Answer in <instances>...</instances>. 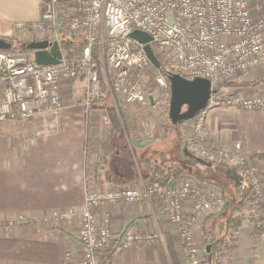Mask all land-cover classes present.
I'll return each instance as SVG.
<instances>
[{"label": "built area", "instance_id": "obj_1", "mask_svg": "<svg viewBox=\"0 0 264 264\" xmlns=\"http://www.w3.org/2000/svg\"><path fill=\"white\" fill-rule=\"evenodd\" d=\"M15 29L24 36L37 35L29 43H57L61 59L57 65L43 67L35 64L32 52L0 51V122L59 115L64 108L63 87L80 76L86 83V109L100 101L104 85L116 104L154 109L151 95L145 93L140 82L151 75L159 89L168 95L170 89L167 77L152 72L144 45L130 38L133 32L144 33L152 39V51L172 61L175 74L187 80L209 81L211 95L205 109L191 122L182 123H192L186 152L202 163L240 174L250 188L240 214L247 220L260 221L264 160L214 146L206 133L211 110L264 111V93L222 94L220 90L223 84L264 65V13L255 15L249 0H46L36 23H17ZM65 41L81 43L77 56L72 58L62 49ZM141 124L147 132L148 122ZM158 176L152 175L153 179ZM154 195L156 187L148 182L142 192L123 187L87 191L79 212L54 214L55 219L77 217L80 221L77 237L83 257L77 264H105L102 254L114 246L110 219L98 222L95 210L150 200ZM162 198L174 226L181 264H201L194 229L223 207L222 195L202 193L193 181L185 179L172 182ZM186 203L190 205L188 211ZM235 236L236 232L232 238ZM160 239L155 234L126 233L118 245L124 248ZM228 262L236 264L233 253L228 255Z\"/></svg>", "mask_w": 264, "mask_h": 264}, {"label": "crops", "instance_id": "obj_2", "mask_svg": "<svg viewBox=\"0 0 264 264\" xmlns=\"http://www.w3.org/2000/svg\"><path fill=\"white\" fill-rule=\"evenodd\" d=\"M45 1L0 0V38L22 42L24 36L15 25L36 23ZM249 2L255 15L264 13V0ZM263 68L264 65L238 77H247L249 83L263 80L260 84L234 89L245 95L260 93L264 90V77L257 76ZM231 82L237 83L236 79ZM85 91V78L80 76L63 87L64 108L59 115L0 122V264L79 263L83 257L77 237L79 219H55L54 214L79 212L87 191L107 192L123 187L142 192L146 187L149 175H142L140 164L145 172L144 157L148 155L140 156L145 150L139 147L141 141L134 139L126 145L119 135L110 138L105 111L94 105L86 109ZM206 133L214 146L264 160V111L211 110ZM182 153L200 168L207 165L195 160L184 147ZM195 185L202 193H220L202 182ZM189 206L186 203L184 208L188 211ZM94 215L98 222L105 217L110 219L114 246L102 254L106 264H162L156 243L119 247L118 242L126 233L159 235L165 264H181L174 226L158 197L134 204L102 206ZM20 219L24 222H18ZM260 222L264 226V205ZM202 223L194 229L199 251ZM234 240L236 264H264V234L254 239L252 227L242 221ZM224 260L221 264H229L228 256Z\"/></svg>", "mask_w": 264, "mask_h": 264}, {"label": "rangeland", "instance_id": "obj_3", "mask_svg": "<svg viewBox=\"0 0 264 264\" xmlns=\"http://www.w3.org/2000/svg\"><path fill=\"white\" fill-rule=\"evenodd\" d=\"M36 36L37 35H25L24 38H22L21 40L22 42L17 41V44L14 43V45H18V47L22 48L23 45L28 44L30 40L36 38ZM80 49L81 46H78L76 48L71 47L66 50V53L73 58L75 57V55L77 56L79 54ZM70 51L72 53H69ZM25 53L28 54L27 51ZM154 53L159 54L158 52ZM167 65L169 68L173 69L172 61H169L167 59ZM258 71L259 75L257 77H264V75H262V73H264V68L262 69V71ZM247 80V77H242L238 79L236 78L237 83L247 82ZM228 83H231V81ZM228 83H225V85H227ZM140 85L143 87L145 93L148 96L151 95L154 103V109L151 110L147 105L142 107L123 106L116 104L117 101H115L114 97L111 95L109 89H107L105 85L102 87V98L100 99L98 104H100V106L102 107L114 109L115 113L119 118L122 129V132L117 135L122 137L126 145H129V142L134 139H136L137 142L141 141L142 145H139V147L145 150H142L143 152L140 156L143 158V155H148V157H150L152 160H143L144 164L146 165L145 172L143 165L140 164L142 175H159L163 170V166H167L168 164L173 163L177 164L178 166L190 168L193 176L199 177L201 179L203 178V180H208L215 183L222 181L224 179V176L226 175V172L217 168L221 166L206 165L204 168H200L201 166L192 162L185 154L182 153V147H184V149L187 151V140H189L191 136L192 123H188L186 125L180 124L178 126H173L170 124V121L168 119L170 95L155 86L151 75L148 78L143 79L140 82ZM220 90L222 94H229L241 92L242 89L237 91L234 88L224 87ZM259 92L264 93V90H260ZM146 108L149 109L147 110ZM133 115H135V117H133ZM142 122H148V134L146 131H144V127H142L141 124ZM108 131L109 128H107V135ZM150 143L154 144L150 146ZM211 167H213L212 170ZM199 169H203L202 172ZM228 173L229 172H227V174ZM185 179L193 181L194 184L196 183V179H194L193 177L187 178V176H179L175 181L180 180L183 182ZM213 211H215V209ZM199 257L201 264H204L206 262V257L203 241L202 250L199 251ZM226 257L227 255H224L220 259L219 264H221L222 261H225L224 259H226Z\"/></svg>", "mask_w": 264, "mask_h": 264}, {"label": "trees", "instance_id": "obj_4", "mask_svg": "<svg viewBox=\"0 0 264 264\" xmlns=\"http://www.w3.org/2000/svg\"><path fill=\"white\" fill-rule=\"evenodd\" d=\"M12 45L11 49L7 52L9 53H25V45L22 48L12 39H6ZM17 44V43H16ZM82 46L79 41L76 42H63L62 49L66 51L71 47ZM156 60L158 61L160 68L158 70L152 68V72H159L165 77H168L170 74H173L174 71L172 68H169L167 65V57L162 53H154ZM263 80H258L256 82H242V83H228L227 85L223 84L222 88H253L254 86L260 84ZM103 100V99H102ZM95 108H99L105 111L106 121L109 128L108 136L110 138L115 137L117 134L122 132L121 125L117 114L114 109L102 107L98 103H92ZM94 109V107H93ZM180 125V124H179ZM178 126V125H177ZM144 160L152 161L150 157H144ZM220 170L226 172L224 179L220 182H212L208 180H203L199 177L192 175L190 168L184 166H178L177 164H168L167 166L162 167V172L159 174L157 179H153L152 175L146 177L148 183L153 184L156 187V197L163 200L162 196L164 191L174 182L179 176H189L196 179V182H202L208 184L215 189H217L221 195L224 202L221 210L213 215L208 216L201 225V238L203 241L204 249H208V252H205L206 262L204 264H219L220 259L224 255H230L233 253L234 239L232 238V233L236 232L237 228L240 226L242 221H247L252 227V236L257 238L264 234V226L260 221L247 220L243 217L240 212L244 206L246 200L250 195V188L247 181L241 176L234 174L231 170L227 169L224 166L217 167ZM224 172V174H225ZM227 172H229L227 174ZM240 178H239V177ZM238 177V178H237ZM159 258L162 264L166 263V256L164 250L158 244L159 240H155ZM170 247V245H169ZM169 251L172 253L170 247ZM109 260V259H108ZM106 264V261H105Z\"/></svg>", "mask_w": 264, "mask_h": 264}, {"label": "water", "instance_id": "obj_5", "mask_svg": "<svg viewBox=\"0 0 264 264\" xmlns=\"http://www.w3.org/2000/svg\"><path fill=\"white\" fill-rule=\"evenodd\" d=\"M130 38L144 45L143 49L147 59L152 67L158 70L160 65L149 46L152 39L138 31L133 32ZM11 47L12 45L9 41L0 38V51H9ZM25 50L33 53L35 64L38 66L57 65L61 59V52L57 43L49 45L46 41L32 42L25 45ZM167 80L170 89L168 119L171 125L177 126L191 121L198 112L205 109L211 95L209 81L201 78L187 80L175 73L170 74ZM205 252L207 253L208 249Z\"/></svg>", "mask_w": 264, "mask_h": 264}]
</instances>
